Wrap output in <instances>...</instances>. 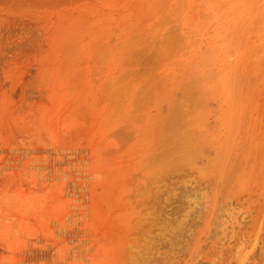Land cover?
Wrapping results in <instances>:
<instances>
[{"label":"rangeland","instance_id":"1","mask_svg":"<svg viewBox=\"0 0 264 264\" xmlns=\"http://www.w3.org/2000/svg\"><path fill=\"white\" fill-rule=\"evenodd\" d=\"M0 264H264V0H0Z\"/></svg>","mask_w":264,"mask_h":264},{"label":"bare ground","instance_id":"2","mask_svg":"<svg viewBox=\"0 0 264 264\" xmlns=\"http://www.w3.org/2000/svg\"><path fill=\"white\" fill-rule=\"evenodd\" d=\"M241 250H242V249H241ZM241 254H242V253H241ZM243 254H244V253H243ZM239 257H240V256H239ZM239 257H238V258H239ZM232 259H233V258H232ZM239 259H241V257H240ZM237 260H238V259H237Z\"/></svg>","mask_w":264,"mask_h":264}]
</instances>
